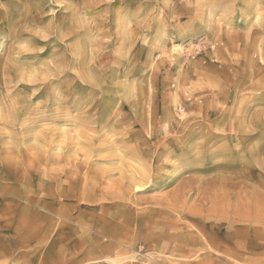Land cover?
I'll return each instance as SVG.
<instances>
[{"label": "rangeland", "instance_id": "1", "mask_svg": "<svg viewBox=\"0 0 264 264\" xmlns=\"http://www.w3.org/2000/svg\"><path fill=\"white\" fill-rule=\"evenodd\" d=\"M0 264H264V0H0Z\"/></svg>", "mask_w": 264, "mask_h": 264}]
</instances>
